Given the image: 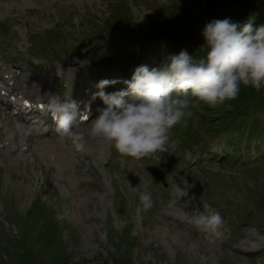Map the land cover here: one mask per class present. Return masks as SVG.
I'll return each instance as SVG.
<instances>
[{"label": "rangeland", "instance_id": "374dc122", "mask_svg": "<svg viewBox=\"0 0 264 264\" xmlns=\"http://www.w3.org/2000/svg\"><path fill=\"white\" fill-rule=\"evenodd\" d=\"M207 6L0 0V264H264V88L247 94L242 85L235 100L201 103L172 130L174 149L140 160L88 138L90 121L76 129L85 134L80 151L52 132L39 137L49 125L25 123L18 104L2 97L18 78L38 94H76L105 107L92 100L100 80H130L136 67H159L181 49L200 55L205 25L179 15ZM185 181L189 196L169 207L170 192ZM144 191L152 194L148 211ZM205 202L224 220L213 242L190 219ZM65 207L71 217L58 220Z\"/></svg>", "mask_w": 264, "mask_h": 264}, {"label": "clouds", "instance_id": "9594fccd", "mask_svg": "<svg viewBox=\"0 0 264 264\" xmlns=\"http://www.w3.org/2000/svg\"><path fill=\"white\" fill-rule=\"evenodd\" d=\"M201 35L205 43L198 56L181 49L178 54H169L159 67H136L130 80H100L92 100L99 98L105 107H98V115L92 119V101L62 100L59 95L45 93L39 97L38 106L54 123L58 140H71L78 151L84 149L86 141L85 134L76 129L90 119L87 137L103 139L121 156L140 160L169 153L176 144L172 130L186 126L193 109L201 103L215 107L235 100L242 85L257 92L264 88V24L254 28L252 21L240 25L228 18L215 19L206 23ZM118 83L126 87L104 91ZM189 93L195 101L188 98ZM129 96L133 99L126 101ZM191 187L186 181L183 187L175 186L168 206L174 207L188 197ZM139 200L145 211L153 207L150 192H141ZM70 217L67 207L57 213L61 221ZM190 219L209 242L221 235L223 217L209 203L203 204V211L196 209ZM136 234L133 231L132 235Z\"/></svg>", "mask_w": 264, "mask_h": 264}, {"label": "trees", "instance_id": "16d2710c", "mask_svg": "<svg viewBox=\"0 0 264 264\" xmlns=\"http://www.w3.org/2000/svg\"><path fill=\"white\" fill-rule=\"evenodd\" d=\"M182 15H188L200 25H206L215 19L228 18L240 25L250 20L253 22V27L257 28L264 24V0H208V6L202 9L199 14L186 7L179 17L182 18ZM150 39L157 40L155 35H152ZM194 55L197 56L196 53ZM249 87V91H244V93L255 91L251 86Z\"/></svg>", "mask_w": 264, "mask_h": 264}, {"label": "bare ground", "instance_id": "6f19581e", "mask_svg": "<svg viewBox=\"0 0 264 264\" xmlns=\"http://www.w3.org/2000/svg\"><path fill=\"white\" fill-rule=\"evenodd\" d=\"M52 72H54V73H60V68L63 70V66L61 65V66H52ZM41 85H39V87H40ZM123 88V86H119V89H122ZM23 97L26 101H28V102H30V107L31 108H33V111H31V112H29L30 113V115H32V114H36L37 112H39L40 110L37 108V106H38V104H39V101H37L36 100V98H35V95L34 94H32V92L31 91H29V92H26V91H24V89L22 88V87H18V86H15V87H13V88H11V89H9V90H7L6 91V94H5V98H8V99H13V98H20V97ZM34 106H36V110L34 109ZM30 121H28V120H26L25 121V123H29ZM34 123H38V122H34ZM50 129L48 128V132H46V133H44V134H42V135H39V137H42V136H45L47 133L48 134H50L51 132H53L52 131V129L49 131ZM37 134H38V132H36ZM19 135V136H18ZM20 133L19 134H15V136L11 139V138H9V139H7V147L6 148H8V147H10L13 143H11V144H8V143H10V142H14L15 141V139H20ZM23 136V135H22ZM91 139V138H90ZM29 140L30 139H28V138H23V141L22 142H24L25 143V145L24 146H29L30 144H29ZM36 145H38V143H36L35 144V146ZM55 147V146H54ZM29 148H30V146H29ZM87 148V147H86ZM59 149H64V148H59ZM59 149H57L58 151H57V153H56V155L58 154V152H59ZM85 149V148H84ZM95 149V148H94ZM17 150V149H16ZM87 150V149H86ZM18 151V150H17ZM61 152V151H60ZM63 153V152H62ZM44 154V153H43ZM66 154H67V152H66ZM33 155L34 156H36V154L33 152ZM37 157V156H36ZM48 160V159H47ZM65 181V180H64Z\"/></svg>", "mask_w": 264, "mask_h": 264}, {"label": "water", "instance_id": "95a60500", "mask_svg": "<svg viewBox=\"0 0 264 264\" xmlns=\"http://www.w3.org/2000/svg\"><path fill=\"white\" fill-rule=\"evenodd\" d=\"M165 159L167 160L168 159V156L167 155H165ZM163 180V179H162Z\"/></svg>", "mask_w": 264, "mask_h": 264}]
</instances>
